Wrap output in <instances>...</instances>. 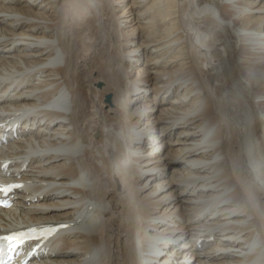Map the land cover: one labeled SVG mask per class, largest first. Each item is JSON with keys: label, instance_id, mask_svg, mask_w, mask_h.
Returning a JSON list of instances; mask_svg holds the SVG:
<instances>
[{"label": "bare ground", "instance_id": "6f19581e", "mask_svg": "<svg viewBox=\"0 0 264 264\" xmlns=\"http://www.w3.org/2000/svg\"><path fill=\"white\" fill-rule=\"evenodd\" d=\"M0 92V117L32 108L4 152L43 192L0 229L65 226L39 264H167L162 240L220 229L191 264H264V0H0Z\"/></svg>", "mask_w": 264, "mask_h": 264}, {"label": "rangeland", "instance_id": "374dc122", "mask_svg": "<svg viewBox=\"0 0 264 264\" xmlns=\"http://www.w3.org/2000/svg\"><path fill=\"white\" fill-rule=\"evenodd\" d=\"M91 17H88V16H86L85 18H82V19H80V20H78V21H72V23L69 25V26H65L62 30H64L62 33H64L63 34V37H65V39L66 40H68V43H67V49L65 48V54L67 53V50H70L72 47H74V48H76L75 47V44L76 43H79V38L80 37H78L77 36V33H78V31H82L84 28H87L88 26H89V24H90V22L91 21H89V19H90ZM76 25V26H75ZM70 28H73V29H77L76 31L74 30V31H72L71 32V30H70ZM70 31H69V30ZM79 29V30H78ZM74 40L75 41H77L76 43L74 42ZM147 56V54H145L144 55V58ZM136 58L138 59V60H140V63H142V61H143V57L141 56V55H138V56H136ZM111 80H112V86H113V82H115L116 80H117V77H115V78H111ZM101 85H102V83H101ZM100 85V86H101ZM103 86V85H102ZM87 90H89V88L87 89ZM91 91L89 90V93H90ZM112 94V93H111ZM167 96H168V99L169 98H172L173 96H174V94H172V93H168L167 94ZM112 97H113V95H112ZM107 105V104H106ZM110 108H113V107H111V106H113V103L111 104V105H108ZM106 109H108V107L106 108ZM153 144V143H152ZM148 147H150V145L148 144ZM148 149H150V148H148ZM149 151V150H148ZM50 193H52V192H50Z\"/></svg>", "mask_w": 264, "mask_h": 264}, {"label": "snow or ice", "instance_id": "6c2138e0", "mask_svg": "<svg viewBox=\"0 0 264 264\" xmlns=\"http://www.w3.org/2000/svg\"><path fill=\"white\" fill-rule=\"evenodd\" d=\"M65 227V226H61ZM56 229L55 228H48L44 232H42V235H51ZM26 238L25 233H13L9 236L0 237V239H3L5 241H8L9 247L15 248L18 244L23 243V240Z\"/></svg>", "mask_w": 264, "mask_h": 264}, {"label": "water", "instance_id": "95a60500", "mask_svg": "<svg viewBox=\"0 0 264 264\" xmlns=\"http://www.w3.org/2000/svg\"><path fill=\"white\" fill-rule=\"evenodd\" d=\"M110 97H111V94H109V93L106 94V99H105V100H106L108 103H110Z\"/></svg>", "mask_w": 264, "mask_h": 264}]
</instances>
